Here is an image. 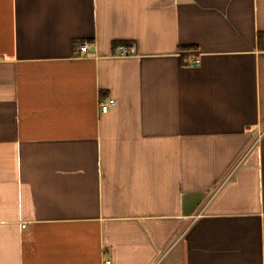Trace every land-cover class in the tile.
I'll use <instances>...</instances> for the list:
<instances>
[{
    "label": "crops",
    "instance_id": "crops-1",
    "mask_svg": "<svg viewBox=\"0 0 264 264\" xmlns=\"http://www.w3.org/2000/svg\"><path fill=\"white\" fill-rule=\"evenodd\" d=\"M107 261L264 264V0H0V264Z\"/></svg>",
    "mask_w": 264,
    "mask_h": 264
},
{
    "label": "built area",
    "instance_id": "built-area-1",
    "mask_svg": "<svg viewBox=\"0 0 264 264\" xmlns=\"http://www.w3.org/2000/svg\"><path fill=\"white\" fill-rule=\"evenodd\" d=\"M79 52L81 54L85 53L88 50V44L87 43H83L82 45L79 46L78 48ZM120 51V55L123 57H129V56H133L135 54V51L132 47H126V46H121L119 48ZM200 63V61L198 59H192L189 61V65L191 66H198ZM116 104V102L114 100H109L108 102H102L100 104V109L102 111V113H106L109 109V107L112 105L114 106ZM110 262L107 261L106 264H109Z\"/></svg>",
    "mask_w": 264,
    "mask_h": 264
}]
</instances>
